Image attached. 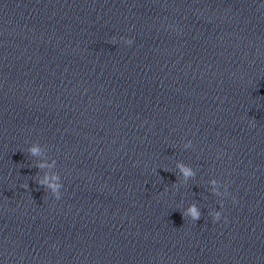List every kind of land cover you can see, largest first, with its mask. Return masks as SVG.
Returning <instances> with one entry per match:
<instances>
[{"label":"clouds","instance_id":"obj_1","mask_svg":"<svg viewBox=\"0 0 264 264\" xmlns=\"http://www.w3.org/2000/svg\"><path fill=\"white\" fill-rule=\"evenodd\" d=\"M261 7H264V5H261ZM120 39H122L127 45H131L133 43L132 38L121 37ZM111 42L113 44L116 42L115 36L111 38ZM190 147H192V142L190 140L183 144L184 149H189ZM27 152L32 157L38 158L34 165V167L39 170L33 179L35 183L49 191L55 200H60L62 196L61 189L63 188V184L61 182L60 174L54 171L57 161L55 159H51L49 162V160L46 159H39L47 153V150L38 142L32 143V145L27 149ZM176 169L180 174V179L179 184L177 182L173 183V187H179L180 184H187L190 179H194L196 176V171L184 162L177 161ZM40 173H42V175ZM208 184L210 185L211 193L217 197L226 198L231 195L228 190V182H222L221 180L213 177L208 181ZM22 187L24 189H28L29 185L23 184ZM232 202L233 204L237 203L234 196L232 197ZM219 205L220 208L223 209V199L219 201ZM181 215L184 220L190 219L191 221L196 222L201 219L202 212L197 203L193 202L181 212ZM208 215L211 217L212 223H216L221 220L222 211L211 210ZM224 221L227 222L226 216L224 217Z\"/></svg>","mask_w":264,"mask_h":264}]
</instances>
